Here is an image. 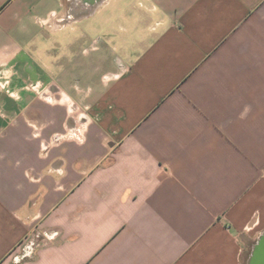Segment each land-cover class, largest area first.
Listing matches in <instances>:
<instances>
[{
  "label": "crops",
  "instance_id": "0c3cea01",
  "mask_svg": "<svg viewBox=\"0 0 264 264\" xmlns=\"http://www.w3.org/2000/svg\"><path fill=\"white\" fill-rule=\"evenodd\" d=\"M85 2L0 0V264H244L264 0Z\"/></svg>",
  "mask_w": 264,
  "mask_h": 264
},
{
  "label": "water",
  "instance_id": "95a60500",
  "mask_svg": "<svg viewBox=\"0 0 264 264\" xmlns=\"http://www.w3.org/2000/svg\"><path fill=\"white\" fill-rule=\"evenodd\" d=\"M247 264H264V231L253 245Z\"/></svg>",
  "mask_w": 264,
  "mask_h": 264
},
{
  "label": "built area",
  "instance_id": "2783aa9c",
  "mask_svg": "<svg viewBox=\"0 0 264 264\" xmlns=\"http://www.w3.org/2000/svg\"><path fill=\"white\" fill-rule=\"evenodd\" d=\"M10 83V75L6 74L4 71H0V86L3 89H7L6 91H9L8 86ZM32 87L34 86V88H37L36 85H31ZM10 93V91H9ZM48 238V236H47Z\"/></svg>",
  "mask_w": 264,
  "mask_h": 264
},
{
  "label": "rangeland",
  "instance_id": "374dc122",
  "mask_svg": "<svg viewBox=\"0 0 264 264\" xmlns=\"http://www.w3.org/2000/svg\"><path fill=\"white\" fill-rule=\"evenodd\" d=\"M249 251H250V250L247 249V250L245 251V253H244V264H247V262H248V258H249V255H250V254H249Z\"/></svg>",
  "mask_w": 264,
  "mask_h": 264
},
{
  "label": "bare ground",
  "instance_id": "6f19581e",
  "mask_svg": "<svg viewBox=\"0 0 264 264\" xmlns=\"http://www.w3.org/2000/svg\"><path fill=\"white\" fill-rule=\"evenodd\" d=\"M84 3H86V4L89 5V4H91L92 2H85V0H84ZM82 7L84 8V6H82ZM83 8H82V9H83Z\"/></svg>",
  "mask_w": 264,
  "mask_h": 264
}]
</instances>
